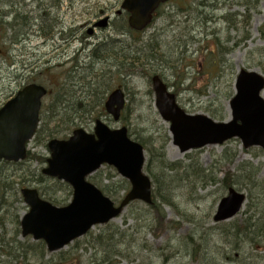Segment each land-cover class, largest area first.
<instances>
[{"label": "rangeland", "instance_id": "obj_1", "mask_svg": "<svg viewBox=\"0 0 264 264\" xmlns=\"http://www.w3.org/2000/svg\"><path fill=\"white\" fill-rule=\"evenodd\" d=\"M52 1L0 0V106L14 95L21 82H36L49 91L42 99L40 118L45 123L47 103L65 93L68 101L60 108L61 119L66 120L82 114L81 110H73L77 101L72 97L84 89L88 96L82 108L87 111L93 92L108 85L105 99L109 91L121 87L126 106L119 120H113L104 109L102 114L93 109L56 138H66L76 127L91 132L95 119L110 128L125 126L129 136L144 148V166L149 170H143L152 180L157 204L163 206L164 220H156L143 202L133 201L109 222L94 225L60 250L48 252L44 246L41 255L36 240L22 237L19 226L28 210L19 190L25 186L37 188L39 184L33 180L49 156L47 140H40L38 131L27 149L29 156L42 161L30 158L17 166L0 164V175L5 178L8 174L7 179L0 178V264H264V237L242 235L245 219L253 212L255 217L264 213V150L258 146L244 148L239 138H231L180 152L171 142L169 123L155 109L150 83L152 74L159 75L187 113L205 114L218 122L229 119L228 104L239 70L264 75V0H174L162 7L143 31L126 36L130 56H139L145 63L130 64L126 75L109 71L104 61L94 62L90 69L91 47L77 57L75 70L71 55H58L54 49L60 43V26L53 29V42H45L39 33L44 17L46 24L50 19H61L67 31L69 25L93 23L98 16L107 15L112 24L102 31L94 28L100 41L107 42L108 34L114 38L120 25L115 11L121 0H61L58 8ZM85 30L83 27L80 32L84 36ZM84 75L83 88L79 79ZM59 123L48 121L45 127ZM42 124L40 119L38 129ZM160 146L164 153L161 161L157 159L162 152ZM168 164L174 169L170 170ZM226 173L231 175V186L245 194V202L232 218L213 222L217 202L227 194V187L221 183ZM48 179L41 187L54 194V205H66L71 187L67 184L68 188L63 189ZM88 180L99 189L122 180L129 186L107 164ZM4 183H9L11 190L4 189ZM111 187L116 188V184ZM104 193L116 204L124 195Z\"/></svg>", "mask_w": 264, "mask_h": 264}, {"label": "water", "instance_id": "obj_2", "mask_svg": "<svg viewBox=\"0 0 264 264\" xmlns=\"http://www.w3.org/2000/svg\"><path fill=\"white\" fill-rule=\"evenodd\" d=\"M166 0H123L121 8L129 12L128 25L142 30L150 22L151 13ZM106 18L102 19L104 24ZM154 106L159 116L169 123L171 141L180 152L205 145L221 144L239 138L244 148L258 146L264 150V76L255 70L242 69L234 81V95L229 101L230 117L217 122L204 114H189L176 102L161 78L151 76ZM46 89L30 83L18 90L0 107V159L19 161L25 158V144L33 137L39 122L41 99ZM125 104L121 88H114L103 103L112 119L118 120ZM49 156L41 172L67 183L71 200L55 206L41 198L34 187H23L20 194L28 210L19 221L21 236L42 240L48 252L63 248L96 224L116 217L133 200L152 203L151 180L143 172L142 145L127 135V128H110L96 119L91 132L78 127L65 138L47 142ZM107 164L130 184L128 191L115 204L87 176ZM245 201V194L229 186L217 203L213 222L236 215Z\"/></svg>", "mask_w": 264, "mask_h": 264}, {"label": "flooded vegetation", "instance_id": "obj_3", "mask_svg": "<svg viewBox=\"0 0 264 264\" xmlns=\"http://www.w3.org/2000/svg\"><path fill=\"white\" fill-rule=\"evenodd\" d=\"M122 0L119 4L121 5ZM174 3V0H166L165 2L159 4L158 8L154 10L152 14V20L155 18L157 14L160 13V9L164 6H170V4ZM52 5L55 8H58L61 6V0H53ZM116 17L120 20V25L116 28L115 37L114 35L108 34V41L103 42L100 41V35L96 34V31H94V28L96 30L102 31L103 29L109 27L112 23L110 21L109 16L104 15L103 18H106V21L104 24L101 23L102 17L98 16L97 19L93 23H87L85 25L80 26H68V30H63L62 24L63 22L61 19L53 18L50 19V23L46 24L44 21L46 18L41 19V24L39 25V33L44 36L45 42L54 40V30L55 26L59 25V39L60 42L58 46H56L54 49L57 50L58 55H71V60L74 61L73 69H78V60L77 57L86 50L87 47H91V50L88 52L91 57L97 56L102 57L103 59L95 58L93 59L94 62H100L102 63L104 61L105 65L108 70L110 71H119L122 72L124 75L129 73V65H130V45L126 42V36H130L131 30L128 27V17L129 12L125 9H117L115 11ZM100 18H102L100 20ZM90 24V25H89ZM89 25V26H86ZM85 27V36L84 34L80 33L82 28ZM93 39H97L96 42H92ZM106 56L108 58L106 59ZM98 60V61H97ZM93 63L91 65H93ZM70 68V69H72ZM28 81H24L20 83V86L18 89L25 86ZM17 89V90H18ZM29 152L28 149L26 150V158L24 160L29 159ZM24 160L20 161H8L1 159L0 164H12V165H19L23 163Z\"/></svg>", "mask_w": 264, "mask_h": 264}, {"label": "trees", "instance_id": "obj_4", "mask_svg": "<svg viewBox=\"0 0 264 264\" xmlns=\"http://www.w3.org/2000/svg\"><path fill=\"white\" fill-rule=\"evenodd\" d=\"M96 58H98L100 60L103 59L102 57H97V56H96ZM137 62L139 64V66H144V64H145L144 61L143 62L140 61V57L139 56H136V55L132 56L131 55L130 56V64H136ZM71 71H72V69L69 70L70 73H71ZM69 76H70V74H69ZM85 77H86V75L82 76L79 79L80 81H83L82 82L83 88H84V82H85L84 78ZM65 83L67 84V81H65ZM62 88H64V87H62ZM108 90H109L108 85H105V88L103 86V89H101V90H99L97 92H93L92 93L93 100L91 101V104H90L91 107H89V109L86 111V110H84L82 108L84 106L83 103H87V102H83V100L87 99V96H88L87 91L84 89L80 93V95H78L77 97H72V98H75V100L77 101L76 105L73 107V110H75L76 112L78 110H81L82 114H84V113L90 114L93 111V109H94L96 114H102L103 113L104 94ZM89 96H91V94ZM67 101H68V99H66V94L63 93L57 99H55L53 102L47 103L46 108H45V111L48 114V116L45 118V120L46 119L47 120L44 123V120L41 117L40 119H41L43 124L40 127V129L36 130V133L39 131V133L41 134V135H39V139L40 140H47L48 141L49 139H51L53 137H56L59 134H63L64 131L65 132L69 131L70 129H72L77 124L78 121H80V119L82 118L81 117L82 114H80V115L76 114V115L69 116L66 120L61 119L63 112H61L60 106L62 104H64V103H66ZM65 110H66V108H65ZM48 121L49 122H51V121L52 122L60 121V123L57 124V125L55 124L54 126L52 125V127L47 128V127H45V125L48 123ZM65 135L66 134H64L63 137H66ZM160 149H162V152H160V154L158 155L157 159L161 161L164 158L163 146H160ZM30 157L31 158H36L37 160L42 161V159L40 157H34V156H30ZM155 162H156V160H155ZM171 164H168L167 167H169L170 170H173L174 168L171 167L172 166ZM162 165H163V161H162V164L160 166H162ZM144 167L147 170H149V167L147 165L144 166ZM256 171L257 170L255 169L253 174H252L253 179L255 178ZM6 177H8V174H6L5 178L0 175V178H4V180L7 179ZM106 177L111 180V175L108 174ZM47 179H48V177L43 175L41 173V171H40V172L37 173V176H36V178H34L33 182H35L36 184L40 185V187H39V185H37V189H38L39 194L41 196H43L45 199H47L50 202L54 203V202H56L54 194H49V192H47V190H45L44 187H41V185ZM18 180H19V184H21V177ZM48 180L54 182V184H56V185L58 184V185L63 186V189H67L68 188L66 183H63V182H61V181H59L57 179H53V178L50 179L49 178ZM123 181L124 180H122L121 182L113 181V183L116 184V188L111 187V185L113 183L104 184L102 186L101 190L103 192H106V193H116V194H118L119 192H123V194H124L127 191L129 186H128L127 183H125ZM12 182L13 181H11V183ZM154 182H155V180H154ZM262 182L264 183V180ZM221 183L224 186H226V187H228L229 185L232 184L230 173H226L225 174V176L221 180ZM3 185H4L3 186L4 189H10L11 190V188H12L11 185H9V183H4ZM262 187H264V186H262ZM1 200H3V199H1ZM162 200H163L162 203H167V201H165V199H162ZM146 206L155 215V219L156 220H158L159 222H162L164 220L163 206H162V204H157L154 195H153V202L150 205H146ZM254 215H255L254 212L252 214H250L245 219V221H244V223L242 225V235L244 236V238H246L248 234H255L256 236L264 237V213L261 216H256L255 217ZM258 222H260V224H258ZM36 244H39L41 255H43L44 243L41 240H38V241H36ZM37 258L39 259L40 257H37ZM57 264H60V263H57ZM66 264H67V261H66Z\"/></svg>", "mask_w": 264, "mask_h": 264}, {"label": "bare ground", "instance_id": "obj_5", "mask_svg": "<svg viewBox=\"0 0 264 264\" xmlns=\"http://www.w3.org/2000/svg\"><path fill=\"white\" fill-rule=\"evenodd\" d=\"M228 118H229V116H228Z\"/></svg>", "mask_w": 264, "mask_h": 264}]
</instances>
